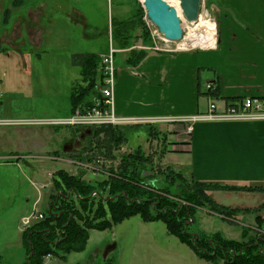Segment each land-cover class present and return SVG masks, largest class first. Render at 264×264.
I'll return each mask as SVG.
<instances>
[{"label":"rangeland","instance_id":"obj_1","mask_svg":"<svg viewBox=\"0 0 264 264\" xmlns=\"http://www.w3.org/2000/svg\"><path fill=\"white\" fill-rule=\"evenodd\" d=\"M203 1L210 8L215 0ZM141 2L72 0L69 5L81 17L66 18L48 13L52 16L39 20V26L45 29L44 45L40 50L27 43L17 47L18 41L10 44L1 41V36L8 32L5 29L6 22L11 26L12 20L20 11L23 13L24 9L26 11L29 6L37 4L38 0H22L18 7L20 11L16 10L18 8L14 1H10L5 7L7 14H0V156H20L19 160L0 159V264H28L29 253L22 243V232L28 228L23 230V219L49 213V197L56 194L52 179L58 180L55 175L58 172L80 178L84 184L95 185L106 180L108 174H116L119 165H126L125 161L122 162L127 160L125 156L136 157L140 150L139 153H143L144 159L150 160V167L143 159H132V169L136 174L139 171L135 177L143 178L150 187L162 189L163 184L168 185V191L164 190L170 201L167 208L177 211L182 205H188L185 198L195 188L192 182L194 180L188 175L181 174L182 178L176 176L177 171L161 161L163 152L166 153L167 147L173 142L167 143V127L156 124L128 125V131L125 132L104 128L102 130L105 134L100 131L90 140L89 136H85L86 132L81 130L24 127L15 124L29 120L65 118L70 115V88L80 78L78 69L71 64V59L79 54H95L100 58L109 51V47L119 50L111 40L112 20L129 19L135 14L133 21L136 28L131 32L129 46L119 50L126 55L131 50L155 52L156 49L159 51L164 48V38L148 21ZM25 21L29 22L30 19ZM144 34L149 37L150 45L143 41ZM24 35L23 32V38ZM148 131H154L155 135L158 132L160 135L152 138L150 132L149 135L146 133ZM111 153L114 159L109 158ZM181 156L182 154L176 153L167 155L172 160H180ZM174 169L178 170L175 167ZM261 189L259 193L252 192L247 195L225 193L222 198L216 199L211 197L214 191H208V197L214 198L217 205L233 211V215L222 219L211 213L208 205H205V209L196 210L189 219H194V223L185 228L194 237L192 242L199 235L211 238L215 234L225 240L241 242L245 230L249 231V238L253 242L264 237V225L260 227L256 222V217L264 219V186ZM77 202L73 203L75 208L84 214L83 206ZM35 224L36 221H33L31 226ZM166 237L171 236L161 222L145 224L139 217H131L112 225L108 230L89 231L85 249L70 253L66 261L46 257L41 264H150L155 255L151 247L144 249L145 245L150 246L146 244L148 239L161 241ZM111 245H115V249L104 259V252ZM188 252L192 253L191 250Z\"/></svg>","mask_w":264,"mask_h":264},{"label":"crops","instance_id":"obj_2","mask_svg":"<svg viewBox=\"0 0 264 264\" xmlns=\"http://www.w3.org/2000/svg\"><path fill=\"white\" fill-rule=\"evenodd\" d=\"M10 1H14L16 8L22 3V0H0V14H7L5 7ZM71 1L38 0L23 13L20 8L16 9L20 14L11 26L6 22L8 32L1 36V41L7 44L18 41L17 47L27 43L40 50L45 31L38 24L41 18L53 13L59 17H81L69 5ZM210 10L217 26L216 45L212 50L176 54L148 51L136 67L125 64L124 51L115 55L114 112L118 118L132 121L187 118L206 114L210 104L217 111H223L244 98H264V0H215ZM85 55L71 59L78 71ZM207 85L213 90L208 91ZM69 112L70 109L68 115ZM157 125L167 127V143L173 141L161 161L177 173L197 182L238 189L264 186L263 121L197 122L189 135L182 123ZM175 153L182 154V159L167 157ZM19 157L0 156V159L19 160ZM233 192L252 193L215 191L211 197L222 198L223 194ZM171 237L161 241L148 239L146 244L150 246L145 245L144 249L151 247L155 255L150 264H223L200 259L188 245Z\"/></svg>","mask_w":264,"mask_h":264},{"label":"trees","instance_id":"obj_3","mask_svg":"<svg viewBox=\"0 0 264 264\" xmlns=\"http://www.w3.org/2000/svg\"><path fill=\"white\" fill-rule=\"evenodd\" d=\"M134 17L135 14L129 19L111 21V40L119 50H124L129 46L131 32L136 28L135 21H133ZM142 38L145 44L150 45V39L147 35H142ZM146 54L147 52L144 50H131L127 55L125 64L136 67ZM100 68L98 55L88 54L81 58L80 78L71 87L69 96V114L74 113L76 110H88L93 106V101L99 98L96 87L100 85L102 80ZM104 128L111 131H128L126 126L102 127L88 130L90 132L86 136H89L90 140L94 139L95 134L97 136L100 131L104 133L102 130ZM75 131H78V129ZM149 132L152 138L158 134L160 135L158 132L156 135L153 134L154 131L146 133ZM163 140L166 143L165 136ZM139 152L140 150H138L136 157L132 155L125 156L127 160L121 161H125L126 165H119L116 174L109 175L107 173L106 180L95 185L84 184L80 178L65 175L62 172L55 174L58 180L52 179V184L55 187L56 194H51L49 197V213L43 216L42 220L28 228L27 231L22 232V243L29 253L28 264H41L46 257H56L60 261H66V257L70 253L82 252L85 249L89 231H105L110 229L112 225L136 216L146 223H163L170 235L176 237L181 243L188 245L200 259L207 262L264 264V237L259 239L258 243L253 242L251 241L252 238H249V231L245 230L241 242L225 240L218 234L210 236L211 238L199 235V238L196 237L192 242L194 237L185 231V228L194 223V219L189 220L192 218V213L198 209H205V205L209 206L211 213L220 216L222 219L230 218V215H233V211L217 205L211 197H208L206 195L208 191L261 192V186L238 189L216 183L192 181L195 188L191 191V195L185 198L189 202L188 205H182L180 209L174 211L170 207L167 208L170 201L167 198L169 196L164 193L168 191V185L163 184L162 189L156 186L150 187L146 185L147 183L143 181V178L135 177L139 174V171L136 174V171L132 169L133 165H130L132 159L135 161L143 159L150 167V160L144 159L143 153ZM107 153L109 154V152ZM109 158L114 159L112 153ZM143 169L146 170L144 166ZM176 176L182 178L181 173ZM92 193H95L94 197H91ZM185 199L181 198L183 202ZM75 201L83 206L84 214H81L75 208L73 204ZM165 208L166 210H163ZM185 222H187V225H185ZM256 222L260 227H262V224L264 225V219L260 217H256Z\"/></svg>","mask_w":264,"mask_h":264},{"label":"built area","instance_id":"obj_4","mask_svg":"<svg viewBox=\"0 0 264 264\" xmlns=\"http://www.w3.org/2000/svg\"><path fill=\"white\" fill-rule=\"evenodd\" d=\"M203 23H209L214 26V43L212 46L202 44L195 36L199 33ZM182 39L179 42L170 43L163 39L164 48L158 49L157 52L176 54L189 51H209L215 48L217 38V26L210 8L206 6L203 0L200 3V11L196 22L186 23L182 26ZM211 36V34H210ZM201 37V36H200ZM199 37V38H200ZM173 45L174 47H170ZM157 50V49H156ZM155 50V51H156ZM119 50L109 47V51L102 54L100 59V71L102 80L96 91L99 98L93 101V106L86 111L76 110L65 118L29 120L17 122V126L24 127H41V128H67L88 131L102 127H117L128 125H145V124H163L177 122L185 124L188 134L193 131V126L197 122L210 123H254L264 122V98H244L227 106L223 111H217L214 104H210L207 113L204 115H195L179 119H152L147 121H132L118 118L114 112V88L116 77L115 55ZM206 89L212 91L211 85ZM95 194L92 195L94 197ZM42 219V214L31 215L23 219L22 228L26 230L33 221L38 222Z\"/></svg>","mask_w":264,"mask_h":264},{"label":"water","instance_id":"obj_5","mask_svg":"<svg viewBox=\"0 0 264 264\" xmlns=\"http://www.w3.org/2000/svg\"><path fill=\"white\" fill-rule=\"evenodd\" d=\"M179 2V8L187 23L196 22L200 11L201 0H175ZM143 8L146 17L158 30L163 38L170 42H179L182 39L180 19L176 10L164 0H144ZM90 132V131H85ZM115 249V245L107 247L103 258Z\"/></svg>","mask_w":264,"mask_h":264},{"label":"bare ground","instance_id":"obj_6","mask_svg":"<svg viewBox=\"0 0 264 264\" xmlns=\"http://www.w3.org/2000/svg\"><path fill=\"white\" fill-rule=\"evenodd\" d=\"M140 1H142L141 3L144 2V0H140ZM164 1L176 10L182 26L185 25L187 22L184 19L182 12L179 8V2H177L175 0H164ZM210 34H211V36H210ZM195 36L198 38V41H196L195 43L201 42L202 44H205V45L208 44V46H212L214 43V26L209 24V23H207V24L203 23V26L199 30V33H196ZM42 219H43V215H42Z\"/></svg>","mask_w":264,"mask_h":264},{"label":"flooded vegetation","instance_id":"obj_7","mask_svg":"<svg viewBox=\"0 0 264 264\" xmlns=\"http://www.w3.org/2000/svg\"><path fill=\"white\" fill-rule=\"evenodd\" d=\"M85 132V131H84ZM86 134H87V132H86ZM86 134H85V136H86Z\"/></svg>","mask_w":264,"mask_h":264}]
</instances>
